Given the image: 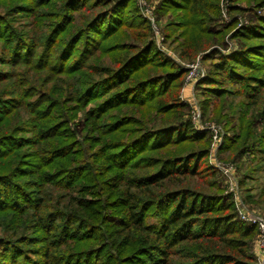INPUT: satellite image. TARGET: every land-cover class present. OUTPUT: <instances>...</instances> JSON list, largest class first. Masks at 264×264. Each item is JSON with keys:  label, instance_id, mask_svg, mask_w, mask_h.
Segmentation results:
<instances>
[{"label": "trees", "instance_id": "obj_1", "mask_svg": "<svg viewBox=\"0 0 264 264\" xmlns=\"http://www.w3.org/2000/svg\"><path fill=\"white\" fill-rule=\"evenodd\" d=\"M27 1L38 8L51 0ZM79 1L86 0L62 1L36 54L35 42L13 36L6 26L11 13H33L34 7L0 0L2 55L11 54L12 64L77 76L82 83L75 90L78 98L74 94L56 105L38 99L29 136H20L23 131L18 130L0 135V264H258L251 244L256 228L237 218L232 197L224 194L222 179L209 165L210 137L193 127L188 106L179 99L186 70L148 40L146 21L134 18L135 8L129 10L132 0H87L94 9H103L84 28L71 31ZM235 1L243 0H228V10L243 13ZM252 1L256 8L264 7V0ZM157 10L170 13L173 20L164 37L175 34L173 41L180 39L174 50L183 61L212 44L226 47L224 36L237 25L219 23L218 0H163ZM244 12L250 13L248 25L231 37L237 51L221 54L212 49L203 55L207 73L196 87L202 89L203 114L211 108L215 119L228 121L218 159L237 164L239 185L252 183L243 190V202L262 208L264 217V15ZM135 24L141 29L137 40L118 44ZM102 43H108L101 55L109 63L82 74L90 49L98 51ZM5 76L0 70V83ZM28 82L21 75L15 95L0 98V124L19 108ZM20 84L22 92L17 90ZM70 101L82 107L92 104L79 140L73 138L77 132L68 136L53 121L52 115L65 111ZM120 107H131L134 120L109 115ZM100 127L103 133L96 136ZM117 132L126 138L118 140ZM53 133L72 140L48 149ZM15 147L29 164L6 169L5 160L16 153ZM37 148L51 156L48 162L33 153ZM58 159L66 165L50 172ZM48 179L60 183L64 209L57 202L52 212H43L45 200L30 198L29 191ZM29 229H40L44 238L28 236ZM38 244L41 248L25 251Z\"/></svg>", "mask_w": 264, "mask_h": 264}, {"label": "rangeland", "instance_id": "obj_2", "mask_svg": "<svg viewBox=\"0 0 264 264\" xmlns=\"http://www.w3.org/2000/svg\"><path fill=\"white\" fill-rule=\"evenodd\" d=\"M63 0H51L47 3V6H42V7H34L33 3H29L27 0H20L21 4H29L28 7L33 6L34 9L33 13H21V14H16L14 15L11 13L10 17L6 19V22L9 23L6 26H9L11 29V34L13 36L18 35L19 37H23L27 43H34L37 45L36 49V54H39V52L43 49V46L45 44L44 39L47 36L49 28L54 24L56 21L53 16L57 12H60V6L62 5ZM17 2V1H16ZM37 2H39L37 0ZM79 1L78 7L75 12H73V23H71L69 28H71V31H75L78 29H82L85 27L87 22L91 19V17L94 15V13L99 12L100 10L103 9V7L99 5L98 8L94 9V5L90 6V1ZM163 0H132L130 5L129 10H135L137 11L136 14L133 13L135 19H144L146 21V24L144 25L145 27L148 26L149 28V34L148 35V40H152L158 50L162 52V54L165 57L170 58L173 60L177 65H180L184 70H186V74L184 75L183 78V84L182 88L180 89L179 92V99L186 103L188 106V111L187 114L189 115V119L191 117V107L193 108V104H197L200 108V103L199 100L203 98V95H201V88L196 87L197 83L194 79L186 80L188 71L186 67L195 65L199 67L203 74L207 73V66L208 62H203L202 56L207 54L210 50L215 49L221 54H231L237 51V46L234 43V41H231L232 34L235 30L239 29L240 27L244 25H248V15L250 13H245L244 10H252V14H256L258 16L264 15V7L262 8H256L255 3L250 0H243V1H235L233 4L241 6L243 13H233L230 12L229 9V3L228 0H218V7H219V23L221 24H227L230 22L235 21L237 23L236 28H231L228 33L225 34L224 36V42L226 43V47H222L215 44H212V47H210L208 50L202 53H198L195 55L191 60H180L178 58L177 53L174 50V47L178 44V42H174V38H176L175 34H172L168 40L164 37V33H166L165 30L171 23H172V17L170 13H165L164 10L159 14L158 7L161 5ZM15 3V1H14ZM82 3V4H81ZM82 5V7L79 6ZM228 6V8H227ZM4 10L0 6V13L3 14ZM138 17V18H137ZM174 22V21H173ZM178 22V21H175ZM68 28V27H67ZM141 29L140 26L136 28V24L134 25V28L131 30H125L124 36L121 39H118V44H125V43H130V42H135L137 40V37L140 34ZM178 32V31H177ZM142 34V33H141ZM128 36H131L133 40L128 38ZM136 38V39H135ZM108 43H102L101 46L99 47L98 51H94V49H90V52L88 54V60L84 64L82 68V74L88 73V72H93L94 66H103L107 65L109 63V57L105 55H101L104 52V46H107ZM5 49V48H4ZM2 50L3 46L1 45L0 42V70H3L6 74L5 79L3 82L0 83V98H9L10 96L15 95L14 93L16 89L15 84L16 81L19 82V78H21V75H26L30 78V82H28V85L25 87V96L24 98L22 97L21 100V105H19V108H17L14 113L10 114L9 116L5 117L3 119L2 124H0V135H6L8 132L12 133L15 132V130L18 131H23L20 136H29L28 133V128L30 126H33V118L32 117V110L34 109V104L43 97V102L44 104H52L56 105L58 102L62 101L61 99L64 98L67 100H72V96L75 94V96L78 98L79 95L75 90L81 86L82 88V83L79 85V78L77 76L71 77L72 79L68 78L67 76L64 75H57V74H51L43 69L39 70L36 69L35 67H26L25 64H20L21 62H16L15 64H12L11 62L13 61L12 55H2ZM95 52V53H94ZM93 54V55H91ZM5 58V61L3 60ZM5 62V64H4ZM36 64L34 63L33 66ZM90 73V74H91ZM11 74V75H10ZM92 76H90L91 78ZM95 78V76H94ZM83 80V77L81 78ZM23 82V81H22ZM21 82V83H22ZM17 90L22 92V85H19ZM69 98V99H68ZM204 100V99H203ZM190 101V102H188ZM239 99H235V103L238 102ZM89 106H92L90 104ZM88 105L85 107H82L81 105H78L76 102L70 101L66 103V110L60 112H56L55 115H52L54 117V122L56 124H61L63 125V130L62 132H65L66 135L70 136V133H76L73 135V138L76 140H79L81 138V124L82 121L84 120V115L86 111L90 108ZM201 111V123L204 125L205 123H214L216 125H219L224 133L226 132V128L228 127V121L226 120V117H222L221 119H215L213 116V111L211 108L205 110L204 114ZM64 114H67L64 117ZM112 114V117H120L123 115H129L131 116L132 120H134V111L131 107H120V109L112 110L109 115ZM108 115V116H109ZM187 115V116H188ZM136 117V116H135ZM110 119H108L106 122H109ZM67 121V123H65ZM130 128V125L128 126ZM132 127V125H131ZM106 128H104L105 130ZM58 130V129H57ZM18 131L15 134H19ZM100 134L96 133V136H99L103 133V128L100 127L99 129ZM105 132V131H104ZM207 133V132H206ZM27 134V135H26ZM54 134V133H53ZM208 134V133H207ZM227 134V132L225 133ZM209 135V134H208ZM19 136V135H18ZM115 138L118 140H122L126 138V135L122 136L121 132H117L115 135ZM105 139L108 140L110 137H104ZM69 140H72V138L68 139H61L60 137L56 138V135L54 134L53 138H49V146L47 147L48 149H57L60 145H63L65 143H68ZM209 149H210V141H209ZM16 150V153H13L12 157L7 158L5 160L6 162V169L13 167V164L19 163L18 165L23 167L22 164H29V159H24L22 157H18L23 151L18 150L16 147L14 148ZM13 150V151H14ZM33 153L36 154L37 157H40V159L43 158V161L48 162L50 155H46L45 150L41 148L37 149H32ZM32 153V154H33ZM27 156V155H26ZM226 157V155H225ZM28 158V157H27ZM209 158V157H208ZM24 160V161H22ZM26 160V161H25ZM209 160V159H208ZM217 161H220L224 165H231L234 167L236 176L238 178V182L240 181L241 177L237 172V164L233 163L232 161L228 159H218ZM209 162V161H208ZM66 162H64V159H58L57 161L54 162L52 165L50 172L61 168V166H65ZM209 165L211 166L210 162ZM30 166V165H28ZM214 169V168H213ZM215 170V169H214ZM216 171V170H215ZM217 174L220 176L221 180V185L223 186L224 189V194L226 192L225 188V178L222 174H220L217 171ZM256 178L262 180L261 175H255ZM49 180V179H48ZM258 181V180H256ZM62 182V181H60ZM253 182H255L253 180ZM249 185H245L243 188L239 185V191L241 193L242 198L244 197L243 190L248 186L250 187L252 183H248ZM256 184V182L254 183ZM60 183L58 185V181L53 182L52 180H49L46 183L41 182L40 185L35 187L34 189L30 190L29 192L31 196L30 198H33L35 195L36 196H41L43 200H45V209L43 212H52L56 208L55 203L58 202L59 205V210L64 209L63 204H64V198L62 197V192L63 190H60L59 187ZM257 193V189L253 191V194ZM61 197V198H59ZM247 209L250 211L249 213L253 214H259L263 216L262 208L254 206L253 208L250 206H247ZM33 219V218H32ZM32 227L34 226V221L32 220ZM31 227V228H32ZM28 236H33V238H38L39 240H42L44 238V234L40 229H35V230H28ZM257 241V232L252 240V253L255 255L258 261L259 257V250L256 244ZM30 248H36L39 249L41 248V245H32V246H27L25 248V251L28 253L31 250ZM35 250V249H33ZM31 256V254L29 255ZM35 259L36 257H31Z\"/></svg>", "mask_w": 264, "mask_h": 264}, {"label": "built area", "instance_id": "obj_3", "mask_svg": "<svg viewBox=\"0 0 264 264\" xmlns=\"http://www.w3.org/2000/svg\"><path fill=\"white\" fill-rule=\"evenodd\" d=\"M196 65L197 64L186 67L188 71L186 78L187 81L191 78L198 81L205 76L202 70L197 67L198 65ZM189 120L197 131L207 132L209 134L210 149L208 161L212 168L224 176L226 188L225 194L232 197L237 218L244 224L256 228V244L259 250L258 264H264V217L259 214L249 213L250 211L247 209L248 205L243 202V198L239 191V182L234 167L231 165H224L220 161H217V151L221 147L226 134L219 125L214 123H205L203 125L201 123L200 108L195 103L193 104V108L191 107V117Z\"/></svg>", "mask_w": 264, "mask_h": 264}]
</instances>
